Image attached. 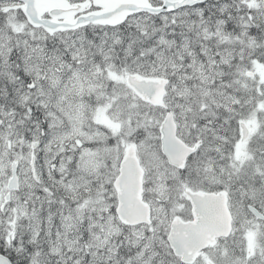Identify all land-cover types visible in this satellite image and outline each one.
<instances>
[{"label":"snow or ice","instance_id":"6c2138e0","mask_svg":"<svg viewBox=\"0 0 264 264\" xmlns=\"http://www.w3.org/2000/svg\"><path fill=\"white\" fill-rule=\"evenodd\" d=\"M0 264H264V0H0Z\"/></svg>","mask_w":264,"mask_h":264}]
</instances>
